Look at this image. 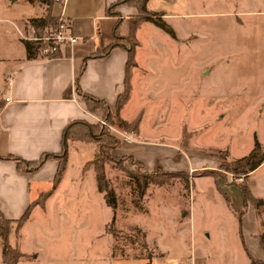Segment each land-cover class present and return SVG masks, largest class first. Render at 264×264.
<instances>
[{"label": "rangeland", "instance_id": "rangeland-1", "mask_svg": "<svg viewBox=\"0 0 264 264\" xmlns=\"http://www.w3.org/2000/svg\"><path fill=\"white\" fill-rule=\"evenodd\" d=\"M17 3L0 0V93L7 88L5 68L26 52L16 31L23 27L15 21L21 9ZM150 8L175 14L165 21L182 40L176 42L155 27L139 58L150 72L151 86L161 87V101L152 110L161 120V141L175 144L176 153L188 162L217 161L219 171L220 164L248 155L256 140L264 149V0H151ZM51 32L47 27L43 35ZM138 125L142 137L145 132L147 138L154 137L152 122L144 119ZM129 131H136L134 124ZM76 144L87 150L73 156L70 177L79 174L96 145ZM113 150L108 154L116 158L104 156L116 208L90 184L76 188L66 181L48 204L47 220L36 216L38 226L26 229L41 256L34 264H252L251 254L257 252L242 243L238 213L249 214L246 242H251L254 229L251 214L264 235V164L246 179L220 178L230 200L213 176L195 170L184 171L188 178L150 182L142 195L137 180L125 170L140 172L139 166ZM92 173L87 176L93 178ZM160 177L165 178L162 173ZM233 182L247 184L261 202L246 207L242 190ZM46 226L47 235L35 238L33 231Z\"/></svg>", "mask_w": 264, "mask_h": 264}, {"label": "crops", "instance_id": "crops-1", "mask_svg": "<svg viewBox=\"0 0 264 264\" xmlns=\"http://www.w3.org/2000/svg\"><path fill=\"white\" fill-rule=\"evenodd\" d=\"M19 1L20 3L17 4L21 9L15 21L23 26L16 28L21 41L23 40L21 33L26 24L32 23V19L43 17L46 14L56 19L60 10L59 2L55 0H50L49 4L39 0ZM117 1L66 0L65 14L70 20L68 31L79 37V41L70 47L60 46L59 57L48 58L40 52L33 57H27V53L22 52L5 68L3 76L6 81L11 80L12 82L11 85L6 82L7 88L0 93V210L5 218L18 219L32 202L48 191H43L42 188L45 184L52 186L58 160L50 158L35 171H22L18 169L16 160L1 157L12 155L33 161L46 153H58L61 151L63 132L68 124L81 120L97 124L99 118L104 117L105 110L101 109L94 113L86 106L85 100L77 91V80L81 90L105 100L116 122H119V118L131 124L137 120L142 123L145 119L149 123L152 122L154 126V131L151 132L154 137L151 138L146 137V132L143 134L145 137H142V133L139 132L141 130L138 129L139 125L136 131H126L131 140L121 141V148L114 149L113 154L133 158L142 164L143 171L149 173L161 168L167 171L190 172L196 169L218 167L217 161L207 165L200 163V160L188 162L182 158L181 154L176 153L178 150L173 148L175 144H171L173 146L171 147L168 143L161 141V136H157L161 134V128L157 127L161 120L157 121L152 110L155 109V103L161 101V87L154 86L153 82L151 86L150 72L147 69L144 71L143 63L139 61L148 32L155 31V27H158L153 22L145 21L137 30L139 45L136 50V66L131 72V95L119 112L116 108L119 96L124 92L126 85L129 59L127 50L123 47H116L104 57L89 59L85 69L81 72L87 56L94 53L99 46H108L115 41L114 28L117 24H120L121 35H129L131 17L137 14L138 10L130 5L122 4L117 8L119 15H107L108 8ZM150 2L151 0L148 2V9L151 12H163L164 20L175 15L163 10H152ZM15 4L16 2L13 5ZM54 7L58 10H54ZM174 39L176 42L182 41L178 33ZM78 141L85 145L92 143L96 145L93 155L82 165L79 174L70 177L68 175L73 156L87 150L77 146ZM98 148L99 144L96 141H68L66 167L59 183L45 200L44 206L36 204L31 208L30 215L19 233L16 232L15 223L11 224L9 242L17 246L24 254L17 264H34L39 261L41 256L35 247L37 246L36 240L29 241L25 234L26 229L31 225L38 226L36 216L47 220L48 204L66 181L76 188L87 183L99 191L94 166L86 167L95 158ZM179 166H182L181 170L176 169L180 168ZM88 173H92L94 177L89 178ZM218 184L224 189L220 180ZM224 190L227 192L226 189ZM248 215L245 214L240 222V231L242 228V233L245 235L244 243L243 241L242 243L245 248L251 244L256 250L257 256L250 253L253 260H256V264H264V235L260 233L257 216L254 214H251L254 227L250 231L252 240L246 242V237L247 240L249 239L245 233L248 230ZM44 230L33 231L35 238L40 236V233L47 235V226L45 232ZM1 250L0 242V264H3Z\"/></svg>", "mask_w": 264, "mask_h": 264}, {"label": "trees", "instance_id": "trees-1", "mask_svg": "<svg viewBox=\"0 0 264 264\" xmlns=\"http://www.w3.org/2000/svg\"><path fill=\"white\" fill-rule=\"evenodd\" d=\"M42 1L43 2L46 1L48 2V4L50 2V0H42ZM148 2L149 0H118L117 2L112 4L107 10V15L109 16L119 15L117 8L122 4L130 5L138 10V13L131 17L130 33L127 36L121 35L119 30L120 24H117L116 27L114 28L115 41L109 44L108 46H99L94 53H92L91 55L87 56L84 59V63L81 69V72H83L86 63L89 59L104 57L108 55L110 51L116 47H123L127 50L129 54V59L127 64L126 85L124 92H122L119 96L117 102V108H116L117 112H119L122 109V107L126 104V102L129 100L131 95L132 87H131L130 79H131L132 69L136 66V50L139 45V41L137 39V30L139 29L141 24L145 21H151L155 23L158 27L169 32L172 36L176 37V33L174 29L164 20L163 18L164 13L151 12L148 9ZM31 22L35 27L36 34H38L39 36H44L43 34L45 28L50 27L51 30H54L56 27V19L52 17L50 14H46L45 16L40 18L32 19ZM22 41L26 47L27 57H33L37 55L38 54L37 51L39 52V49L44 45V43L40 41H27V40H22ZM59 55H60V48H58L57 51H55L54 53L50 54L48 58L59 57ZM76 86H77V91L82 95L83 99L86 102V106L89 108L90 111L96 113L99 110L103 109L105 110V115H104L105 119L111 124L115 123L114 122L115 116L110 112V108L108 104L105 102V100L96 98L81 90L78 80L76 81ZM118 120L128 131L130 130L132 124L135 125V130H136L139 123V120L133 122L132 124L122 120L121 118H119ZM69 140L96 141L99 144V148L96 152L95 158L91 162H89L86 167L89 168L91 165L94 166L96 171V178H97L99 191L104 193L107 203L113 206L114 208H116L114 199L111 198L109 192L107 175L105 171L107 157L104 156V154L107 153L110 159L116 158L115 156L108 153L109 151H112L113 149L119 147L121 141L115 134H113L110 128L102 125L101 123L93 124V123H89L86 120H81L68 124L63 132L61 151L58 153H46L42 155L39 159L33 161L23 160L21 158L12 155L1 157L2 159L16 160L18 169L22 171H35L38 168H40L41 165L47 159L50 158H55L58 160V168L56 170L53 179L52 190L42 193L34 202H32L28 206L25 212L18 219L15 220L7 219L4 217V215L0 210V242L2 245L1 260L3 264H17L18 261L24 257V254H22L19 248L17 246H13L9 242L8 236H9V230L11 224L15 223L16 232L19 233L20 228L27 221L30 215L31 208L36 204L40 206H44L45 200L51 195L52 191L59 183L61 175L66 167ZM127 158L128 157L124 156L121 157L120 159L125 160ZM133 161L134 164H137V166H139L140 172L135 173L132 170H128L127 168H125V170L127 171L128 174H130L133 178L137 180L140 187V193L142 195L146 193L147 187L149 186L150 182H156V183L158 182L160 183L161 181L168 182V179L172 177H185V176L186 178L189 177V174L184 171L166 172L163 169H158L156 172L149 173L143 171V166L140 162L134 159ZM263 164H264V149L260 141L256 140L255 147L248 155L240 159L231 161L230 165H225V164L221 165L220 169H222V171H219L215 168H204L201 170H195L193 172L198 173V175L214 176L217 182V186L222 190V193L224 194L225 198L227 200H230L228 192L222 189L218 184L220 178L226 179L228 178L227 175H234L237 178L246 179L251 172L255 171ZM161 173L165 176V178L162 180L160 177ZM233 183L242 190L244 205L246 207L250 203H255L257 205L261 202V199H259L252 193L251 188L247 184L241 182H233ZM238 214L240 216V222H241V219L244 216V211L240 210ZM240 232H241L242 241L244 243L242 228ZM253 264H256V260H253Z\"/></svg>", "mask_w": 264, "mask_h": 264}, {"label": "built area", "instance_id": "built-area-1", "mask_svg": "<svg viewBox=\"0 0 264 264\" xmlns=\"http://www.w3.org/2000/svg\"><path fill=\"white\" fill-rule=\"evenodd\" d=\"M59 2V13L56 16V27L52 32L48 35L37 36L35 34V27L32 23H28L25 25L23 32L21 33V37L23 40L27 41H40L43 42L44 45L39 49L41 55L48 57L50 54L57 51L60 46H73L75 43L79 41V37L69 33L70 20L65 14V1L66 0H55ZM8 85H11V80L7 81ZM99 123L104 126L110 128V130L118 133L123 141H130L131 137L126 131H122L117 128L115 125L109 123L105 117L99 118Z\"/></svg>", "mask_w": 264, "mask_h": 264}]
</instances>
